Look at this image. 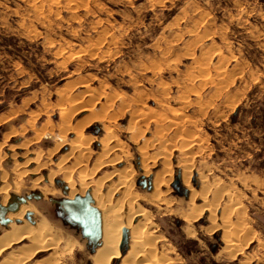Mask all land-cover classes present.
I'll return each instance as SVG.
<instances>
[{
  "label": "rangeland",
  "instance_id": "rangeland-1",
  "mask_svg": "<svg viewBox=\"0 0 264 264\" xmlns=\"http://www.w3.org/2000/svg\"><path fill=\"white\" fill-rule=\"evenodd\" d=\"M105 128L122 145L121 161L91 178L132 169L158 264H264V0H0V190L9 194L6 207L32 203L33 220L47 218L60 238L56 260L49 251L26 264H93L97 246L56 202L67 192L62 177L43 198L39 174H19L45 165L40 186H47L62 158L79 191L71 148L89 139L82 169L90 171ZM184 163L204 180V188L190 183L194 200L180 183ZM162 170L172 177L152 204ZM26 244L3 251L0 263Z\"/></svg>",
  "mask_w": 264,
  "mask_h": 264
},
{
  "label": "bare ground",
  "instance_id": "bare-ground-1",
  "mask_svg": "<svg viewBox=\"0 0 264 264\" xmlns=\"http://www.w3.org/2000/svg\"><path fill=\"white\" fill-rule=\"evenodd\" d=\"M58 115H59V118H60V116H63L64 115L63 110L59 111ZM142 116H140V117H142ZM156 125H157V123H156ZM103 126H105V125H102V127ZM42 127H43V125H42ZM62 127H64V126H62ZM69 128L70 127H68V129ZM81 129L83 130V128H81ZM81 129H77V131L81 130ZM72 131L74 132L75 129ZM106 131H109V130L108 129L105 130V136L107 138L103 139V138H105V137H103L102 138L103 140L100 139L99 145H100V149H101L100 151L101 152L96 156L95 162L93 163V165H91L92 167H91L90 171H87L86 169H82L83 167L86 168L88 165L86 163L88 162L90 153L87 152L86 148L84 147V144L88 143L89 141H87V140H89V139H85L83 137L84 140L83 139L76 140V142L80 141L79 145H77L78 144V142H77L76 146L71 148V152L69 154L71 156L76 155V163H74L75 164L74 166H77L76 169L80 168L79 176H78V185L80 186L79 191L75 190V180L73 179V171H69L67 167L63 166L62 163L64 161H61L62 158H60V160H59L61 162L58 161V163H56V165H57L56 173H51L46 177V182L48 183L47 186H40L41 174H44L45 165H37V167H35V169L32 172L28 171L29 173L24 172L25 171L24 170L22 173H20V174L17 173V174H19L20 176L27 175V174L31 175L32 173L37 174V175L39 174V177L37 179H35V181L37 182V184L39 183V186L37 185V188H38V190H40V194L43 198H47V195L50 196V194L55 193L53 191L54 188L51 187V182H54L56 180L55 175H60L62 177V181L64 182L65 187L67 188L66 195H64L65 197L63 196V199H65L64 200L65 202H63L64 205L68 206L69 211L73 215H75L76 218H78V216L79 217L83 216V217L87 218V220L90 221V227H92V225H93L92 222H94V219H97L95 214L89 213V211L86 210V208L83 206L82 200L77 201L76 203L74 202L75 198L79 197L80 199H83L84 196L86 194H88L89 205L91 208H93L97 211V214L99 217L98 218V228H99V235H100L99 245L95 248L94 253L91 255V260H92L93 264H109L110 262L115 263V261H118V260H120L119 264H158V262L162 260L161 259L162 257L157 256V254L154 251L155 250L154 246H155V243L157 241H155L156 240L155 238L148 239V237H149V236L147 237V235H149V233L147 231L148 229L146 230V228H144L145 227V224H144L145 220L144 219L145 218L147 219V217H146L147 213L144 210H141L140 207L138 208L135 205V200L139 196L133 194L134 192L132 193V190H131L132 188L130 186L131 183H129L130 173H128V171H126V170H129L131 168L127 169V167L125 166L126 169L125 168H122L121 170L120 169L119 170L114 169L113 172H111L110 174L104 175L102 178H100L96 181H93L91 178V176L94 177L93 175L98 170L105 168V167H114L115 165H117L121 161V157L118 156L116 154V152L120 153V151L122 149V145L118 141L113 140V139H115L113 134H110L109 132H106ZM76 132H74V133H76ZM75 136H76L75 139H77L76 134H75ZM136 137L131 136L130 139L135 140ZM89 138H91V137H89ZM6 139H7V137H6ZM59 141H61V140H59ZM70 141H71V139H70ZM69 142H67V143H69ZM72 142L75 143L74 140ZM59 143H63V141L59 142ZM65 144H66V142H65ZM21 146H24V145H20V147ZM142 146H143V144H142ZM55 149H56V147H55ZM55 149L53 148V151H55ZM122 151H123V149H122ZM139 151L140 152L144 151V148L141 151L140 147H139ZM140 152L138 154H140ZM51 154H54V153H51ZM110 154L114 155L113 158H111L109 160H105V158ZM142 154L145 155L144 152H142ZM65 155H66L65 157H67V153ZM143 155H142V157H143ZM10 156H12V155H10ZM21 156H23V155H21ZM52 157H53V155H52ZM62 157L64 158V156H62ZM72 157H74V156H72ZM144 157H146V156H144ZM144 157L141 158V161L142 160L144 161L146 159ZM38 160H39V156H35L34 158L28 159L27 162L25 161V164L28 166L29 164H31L35 161H38ZM65 161H66V159H65ZM141 164H142V162H141ZM72 167H73V165H72ZM154 167H155V165H152L151 168H154ZM16 168H17V166H16ZM178 168L182 172V174H180L182 176L181 182H180L182 187L186 188L189 191V197L191 200H194L195 198L197 199L199 191L197 193L192 188L190 183H194V185H195L197 182H199L202 184V187H203V184H204L203 183V181H204L203 177L201 175L199 176V174L196 173V178H195V176H194L195 174L194 175L191 174L190 166L187 163L179 165ZM14 169H15V167H14ZM148 170L147 169L144 170L145 171L144 173L142 171V174H143L142 176H143L146 183L148 182V180L146 178L151 176L150 169H148ZM163 170L159 174L155 173V176L153 177L154 179L152 178L153 179V181H152V187H153L152 192L153 193H152V195L150 194L152 196V199L149 198V195L146 196L151 200L152 204L157 203V199L159 198L160 193H161L160 192L161 189H159V188H161L160 186L165 185V184L167 186V183L170 182L171 177H172L171 173L165 172L166 169L164 172H163ZM131 171H132V169H131ZM166 173H168V174H166ZM4 174H5V172L3 173V176H5ZM153 175H154V173H153ZM165 176H167V178H165ZM1 177H2V175H1ZM88 178H91L92 181L88 182L87 181ZM1 179H3V178H1ZM106 181H110V182H109V185L107 187L106 193H104L103 188H104V184H105L104 182H106ZM32 185H33V183H32ZM48 186H50V187H48ZM5 187H7V186H5ZM203 188H201V189H203ZM61 191L58 190V192L57 191L56 192L57 193L60 192L61 195H63ZM202 192H204V191H202ZM0 194L2 195L1 202H0V204H1L0 208L5 210L7 198H8L9 194L4 189V187H3V189L1 187ZM205 194H206V192H205ZM116 195H118V196L115 197ZM199 196H200V194H199ZM60 202L61 201H59L58 203H60ZM208 205H209V203H208ZM192 206H193V204H192ZM195 206H197V205H195ZM199 206H200V204H199ZM202 206L204 207V209H202L204 212L208 211V209H207L208 206L206 205V200L202 201L200 207H202ZM191 208L196 209L194 206ZM210 209H212V208H210ZM35 210H34V206L29 201H21L20 203H18L15 211L5 212L6 215L4 217H5V219L8 220V223L6 225H4L3 228L1 226L2 229H0L1 230L0 231V254L3 251L9 249L11 246L18 244L22 241H26V242H28V244L22 245V246L18 247L16 250L10 252L6 256V258H4L2 263H0V264H26L36 254H40L43 252H49V251L51 252L52 259H55V257L57 256V250H58L60 238L56 236L57 234L51 235L49 233V230L52 226L50 227L49 224L47 223V221H46L47 218L46 219L43 218L42 220L40 219V222L33 220ZM212 211H213V209H212ZM211 212H209V213H211ZM36 214L37 213H35V215ZM220 214L223 215L222 213H220ZM26 216H29V219H27L25 221V220H23V218H25ZM2 217H3V215H2ZM220 218L222 219L223 217L220 216ZM147 220L145 221L146 223H148ZM187 220L189 221V218H187ZM221 226H222V224H221ZM215 229H216V227H215ZM122 230H125L126 234L128 235V239L126 238V242H127L126 246H128V249L125 253H123L121 251V249L119 248L121 240H122V235H121ZM227 234L225 235V239L230 241V239H229L230 236L227 237ZM227 243H228V241H227ZM57 257H59V255ZM55 260L53 262H48L46 264H57L55 262ZM160 264H167V263H165V262L161 263L160 262Z\"/></svg>",
  "mask_w": 264,
  "mask_h": 264
},
{
  "label": "water",
  "instance_id": "water-1",
  "mask_svg": "<svg viewBox=\"0 0 264 264\" xmlns=\"http://www.w3.org/2000/svg\"><path fill=\"white\" fill-rule=\"evenodd\" d=\"M177 185H178V181L176 180L174 182V184H173V187L176 190H179V188H178ZM88 198H89V196H88V194H86L83 199H80L79 197L75 198V201L74 202L76 203L77 201L82 200L83 206L86 208V210H88L89 213H94L95 214V216L97 217V219H94V222H92L93 223L92 227H90V221H88L87 218H85L83 216L82 217H79L78 216V218H76L75 215H73L69 211L68 206L67 205H64L63 202H65V201H61L60 204L62 205L63 211L66 214V216L68 217V219L71 222L77 224L82 229L83 235L85 237L89 238V239L94 240V242H96L95 245L98 246L99 244L97 243V241L99 240V237H100V235H99V228H98V218L99 217H98L97 211L95 209H93V208L90 207V205H89V199ZM21 201H23V200L21 199L20 202ZM16 208H17V203L9 204L5 208V210H3L2 208H0V213H1L0 214V224L1 225L4 226V225H6L8 223V220L5 219V218H3L2 215L5 212H7V211H11V212L12 211H15ZM26 218L29 219V216H26ZM126 238H127L126 232H125V230H122V240H121L120 247H119L120 249H122L123 245L126 243Z\"/></svg>",
  "mask_w": 264,
  "mask_h": 264
},
{
  "label": "crops",
  "instance_id": "crops-1",
  "mask_svg": "<svg viewBox=\"0 0 264 264\" xmlns=\"http://www.w3.org/2000/svg\"><path fill=\"white\" fill-rule=\"evenodd\" d=\"M62 200V199H61ZM61 200H59V201H61ZM59 201H56L57 202V204H59L60 205V207H61V210H63V207L61 206V204L60 203H58ZM11 204V203H10ZM1 207V206H0ZM0 226H3V225H1L0 224ZM79 231H80V236H81V238H83L84 240H86L87 242H89L90 244H91V247H95L96 245V242H94V240H92V239H89V238H87V237H85L84 235H83V232H82V229L81 228H79ZM97 243L99 244V240L97 241Z\"/></svg>",
  "mask_w": 264,
  "mask_h": 264
},
{
  "label": "flooded vegetation",
  "instance_id": "flooded-vegetation-1",
  "mask_svg": "<svg viewBox=\"0 0 264 264\" xmlns=\"http://www.w3.org/2000/svg\"><path fill=\"white\" fill-rule=\"evenodd\" d=\"M63 199V198H62Z\"/></svg>",
  "mask_w": 264,
  "mask_h": 264
}]
</instances>
